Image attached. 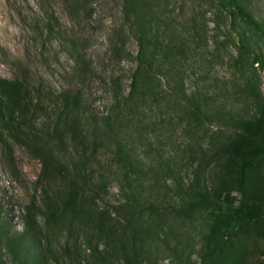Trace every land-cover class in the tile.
Segmentation results:
<instances>
[{"label": "rangeland", "instance_id": "374dc122", "mask_svg": "<svg viewBox=\"0 0 264 264\" xmlns=\"http://www.w3.org/2000/svg\"><path fill=\"white\" fill-rule=\"evenodd\" d=\"M123 1L0 0V264H95L96 248L107 264H264V217L207 244L206 213L181 214L212 198L233 122L264 106V38L227 0H138V22ZM246 1L264 22V0ZM136 35L151 66L127 101ZM63 91L79 95L68 115ZM36 145L102 176L98 210L60 205ZM248 195L264 198V153L247 161Z\"/></svg>", "mask_w": 264, "mask_h": 264}, {"label": "trees", "instance_id": "16d2710c", "mask_svg": "<svg viewBox=\"0 0 264 264\" xmlns=\"http://www.w3.org/2000/svg\"><path fill=\"white\" fill-rule=\"evenodd\" d=\"M138 0L123 1V15L138 22ZM237 15L247 24L256 28L264 38V22L256 19L249 3L246 0H227ZM136 52L134 55V69L131 74L129 94L127 101L134 98L135 93L143 82L144 75L149 71L151 63L146 60L144 47L139 35L135 37ZM253 61H256L254 58ZM79 71H83L79 68ZM8 82L0 79V90L8 91ZM58 110L68 115L79 104L78 93L60 92L56 96ZM188 121L198 123L201 116L196 106H190ZM232 138L228 145L229 157L226 161V179L220 181L213 193L212 198L195 195L181 206V214L189 218L193 214L206 213L208 217L207 244L215 243L216 239L224 232L235 230L246 223L264 217V198L252 195L243 196L237 201L236 194L240 192L244 171L249 157L264 153V106L258 115L247 120L233 122L230 129ZM6 132H10L6 130ZM33 151L39 160L41 169L58 177L64 184V197L60 205L72 209L76 205L94 207L98 210L96 201L105 190L102 176L93 177L85 168L82 158L63 161L56 156L54 148L48 146H34ZM237 205L234 211H228ZM222 208L227 211L221 210ZM95 229L99 233L109 232L110 229L102 221V213L97 212L94 220ZM95 264H107L108 255L104 251L95 249Z\"/></svg>", "mask_w": 264, "mask_h": 264}]
</instances>
